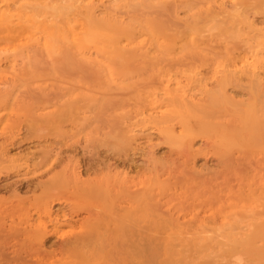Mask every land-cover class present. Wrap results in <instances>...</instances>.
I'll use <instances>...</instances> for the list:
<instances>
[{"label": "rangeland", "instance_id": "rangeland-1", "mask_svg": "<svg viewBox=\"0 0 264 264\" xmlns=\"http://www.w3.org/2000/svg\"><path fill=\"white\" fill-rule=\"evenodd\" d=\"M63 7L100 24L84 50ZM0 14V264H264V0ZM167 83L186 105L150 109Z\"/></svg>", "mask_w": 264, "mask_h": 264}, {"label": "bare ground", "instance_id": "bare-ground-1", "mask_svg": "<svg viewBox=\"0 0 264 264\" xmlns=\"http://www.w3.org/2000/svg\"><path fill=\"white\" fill-rule=\"evenodd\" d=\"M221 3V2H220ZM231 4V3H230ZM221 5V4H220ZM226 6V5H225ZM41 8V7H40ZM228 10V9H227ZM26 12V11H24ZM27 14V13H26ZM52 14V13H51ZM0 26L2 24V22L4 21L3 18V14H0ZM59 15L63 18V23L60 25L59 27V33H55L54 35L56 37H58L59 35L63 37V39L65 41H67L68 43L71 44H76L79 50H84V44L91 42L94 38V36L96 35V33H98V28H99V23L97 20H95L94 18H90L86 23H81L79 20H77V18H75V16L72 14V12L66 10V8H61ZM225 17V16H224ZM51 18V17H50ZM150 19V18H149ZM39 21V20H38ZM145 21V20H144ZM228 21V20H227ZM151 22V21H150ZM154 22V21H153ZM130 23V22H129ZM256 24V23H255ZM254 24V25H255ZM30 25V24H29ZM28 25V29L29 26ZM81 25V26H80ZM247 25V24H246ZM2 27V26H1ZM0 27V28H1ZM85 27V30H83L82 28ZM149 30V27H148ZM27 31V30H26ZM29 33V32H27ZM148 33V32H147ZM3 34L4 35V31L0 30V35ZM158 34V33H157ZM163 34V33H162ZM20 41V40H19ZM135 41V40H134ZM145 41V40H144ZM213 41V40H212ZM216 41V40H215ZM231 41V40H230ZM143 42V41H142ZM147 42V41H146ZM46 44H48L45 41ZM144 43V42H143ZM224 43V42H223ZM135 44V43H134ZM144 45V44H143ZM4 57V56H3ZM14 58V56H13ZM18 58V57H17ZM21 58V57H19ZM105 68H106V72H107V78H108V84L110 85V87H116L118 85V80L116 77V70L114 68V64L110 63V62H105ZM244 64L249 65L254 71L256 70L257 66L255 65L254 62L249 60V57H246L244 59ZM208 67V66H207ZM209 68V67H208ZM156 73V72H155ZM189 75V74H187ZM194 75V74H193ZM191 76V74H190ZM222 83V82H221ZM178 93L174 96L172 90L169 88V84H166L165 87V94L166 97L169 99L167 102L164 101H160V99L158 98V96L154 95L153 93L148 94V97L146 99L147 104L149 105L150 109H153L155 111H164L166 110L168 107L173 106L176 110H181V108L184 107V105H186V99H185V92H183L182 89H178L177 90ZM192 116V115H191ZM192 118V117H191ZM193 121V118L191 119ZM196 120V119H195ZM198 120V118H197ZM191 121V122H192ZM193 125L195 126L196 124H199L193 121ZM9 125V124H8ZM7 125V126H8ZM197 127V126H196ZM140 131V130H139ZM187 134V133H186ZM131 137V136H130ZM180 142V141H179ZM185 142V141H184ZM182 144V143H181ZM186 144V143H185ZM184 145V144H183ZM180 146V145H178ZM185 146V145H184ZM187 146V145H186ZM189 146V145H188ZM188 148H191L190 146ZM236 147H234L235 149ZM247 169V168H245ZM122 174V173H121ZM66 177V176H64ZM133 179V177H132ZM67 183V182H66ZM94 187V186H93ZM96 188V187H95ZM94 188V189H95ZM98 189H96L97 191ZM94 191V190H93ZM95 191V192H96ZM122 191V190H121ZM141 191V190H140ZM48 196V195H47ZM103 197V194H102ZM145 199V198H144ZM116 200V199H113ZM114 203V202H113ZM263 204V203H262ZM55 207V206H54ZM46 213L49 214V216L51 215L50 209H46ZM41 227L46 228V224L44 222H40L39 223ZM260 233L264 235V224H262L260 226ZM58 234V233H57ZM60 234V233H59ZM62 235V233H61ZM49 260V259H48ZM47 260V261H48ZM50 262V261H49Z\"/></svg>", "mask_w": 264, "mask_h": 264}]
</instances>
